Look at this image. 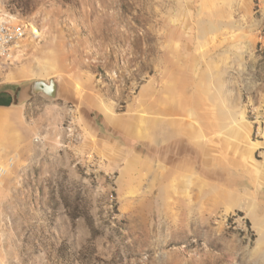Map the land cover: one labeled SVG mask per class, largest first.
<instances>
[{
  "label": "rangeland",
  "instance_id": "1",
  "mask_svg": "<svg viewBox=\"0 0 264 264\" xmlns=\"http://www.w3.org/2000/svg\"><path fill=\"white\" fill-rule=\"evenodd\" d=\"M0 3V264H264V0Z\"/></svg>",
  "mask_w": 264,
  "mask_h": 264
},
{
  "label": "built area",
  "instance_id": "2",
  "mask_svg": "<svg viewBox=\"0 0 264 264\" xmlns=\"http://www.w3.org/2000/svg\"><path fill=\"white\" fill-rule=\"evenodd\" d=\"M24 36L23 25L14 23L9 12L0 3V69L13 58L11 47Z\"/></svg>",
  "mask_w": 264,
  "mask_h": 264
},
{
  "label": "water",
  "instance_id": "3",
  "mask_svg": "<svg viewBox=\"0 0 264 264\" xmlns=\"http://www.w3.org/2000/svg\"><path fill=\"white\" fill-rule=\"evenodd\" d=\"M56 91L57 83L54 78H49L47 81L33 79L18 87L15 93V99L17 102H24L40 93L54 98Z\"/></svg>",
  "mask_w": 264,
  "mask_h": 264
},
{
  "label": "bare ground",
  "instance_id": "4",
  "mask_svg": "<svg viewBox=\"0 0 264 264\" xmlns=\"http://www.w3.org/2000/svg\"><path fill=\"white\" fill-rule=\"evenodd\" d=\"M38 35V31L37 29L33 28L32 29V36L36 37ZM19 41H17L12 47V56H15V53L17 51L16 47H19L18 44ZM9 80V79H8ZM232 197V196H230ZM237 197V196H236ZM246 199H248V197L245 196ZM243 205H245L247 208V214L249 215V217L253 220V224L255 229H259L261 224H264V216L262 214H260V212L255 208V206H253L252 204H250V202H246L244 199L242 201ZM242 207V206H241Z\"/></svg>",
  "mask_w": 264,
  "mask_h": 264
},
{
  "label": "crops",
  "instance_id": "5",
  "mask_svg": "<svg viewBox=\"0 0 264 264\" xmlns=\"http://www.w3.org/2000/svg\"><path fill=\"white\" fill-rule=\"evenodd\" d=\"M14 83L12 81H5L0 83V107H9L13 101ZM8 102L11 104L8 106Z\"/></svg>",
  "mask_w": 264,
  "mask_h": 264
},
{
  "label": "trees",
  "instance_id": "6",
  "mask_svg": "<svg viewBox=\"0 0 264 264\" xmlns=\"http://www.w3.org/2000/svg\"><path fill=\"white\" fill-rule=\"evenodd\" d=\"M10 104H11V102H10V103L8 102V104H7V105L9 106Z\"/></svg>",
  "mask_w": 264,
  "mask_h": 264
}]
</instances>
